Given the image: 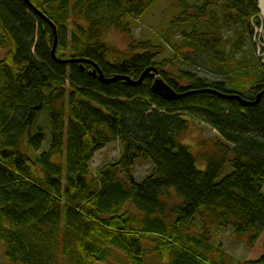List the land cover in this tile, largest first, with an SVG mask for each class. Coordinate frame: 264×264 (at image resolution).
Instances as JSON below:
<instances>
[{"label":"trees","instance_id":"16d2710c","mask_svg":"<svg viewBox=\"0 0 264 264\" xmlns=\"http://www.w3.org/2000/svg\"><path fill=\"white\" fill-rule=\"evenodd\" d=\"M29 1L0 0V48L7 50L0 59V239L7 258L14 264H149L152 257L155 264H264V254L249 261L230 255L213 234L230 228L251 247L264 236V66L254 54L232 68L224 34L241 26L235 41L241 49L253 37L258 0H168L173 12L160 34L174 58L161 61L154 51L160 46L132 42L116 51L99 30H128L129 20L159 0ZM43 15L58 30L56 57L84 62L54 59V31ZM188 54L207 55L231 75L229 82L175 72L174 59L194 61ZM94 65L108 77L134 80L156 67L184 96L164 100L150 77L136 86L103 83L91 75ZM213 91L249 101L263 95L247 105ZM45 107L53 113L48 127L39 123ZM191 120L223 139L203 155L201 169L180 143ZM114 142L121 143L120 158L92 173L94 153ZM140 159L153 169L138 182L131 171Z\"/></svg>","mask_w":264,"mask_h":264},{"label":"rangeland","instance_id":"374dc122","mask_svg":"<svg viewBox=\"0 0 264 264\" xmlns=\"http://www.w3.org/2000/svg\"><path fill=\"white\" fill-rule=\"evenodd\" d=\"M192 4L193 3H199L201 0H189ZM263 1V0H262ZM258 0V6L260 8V12L258 15H255L252 18V25L255 23L254 27V33L253 37L247 38L248 40L243 41V46L241 49L237 50L235 48L236 44L235 41L241 40L243 35V28L239 25H235L232 27H226L224 29V34L227 39V47H226V53L229 55L228 61L231 63L235 62H241L240 64H243V62L248 63V61L252 58H254L257 55L258 58H260L262 62V67L264 66V49H260V44L264 47V36H262V31L264 28V20H260V17H264V1ZM173 12V8L168 0H159L157 4L152 6L141 18L139 19H131L129 20L128 24V30L126 27L125 31H122L120 29H114L109 28L107 29L106 26L103 28L100 27L102 35L101 40L105 43H107L110 47H113L116 51L126 52L130 48V43L132 42H146L150 41L152 45L154 46H160V49H157V47H154V51L157 52V50L160 52L158 54L157 59L159 61L164 59H171L174 58V51L173 48L169 45L170 42H168L166 39L163 38L162 33L160 34V30L165 25V21L170 17V13ZM258 19V21H257ZM82 25H87L86 22H82ZM125 27V26H124ZM98 30V31H99ZM69 34L71 35L72 29L69 30ZM176 34V33H172ZM171 35V34H170ZM255 36V37H254ZM162 40H161V39ZM164 39V40H163ZM164 41V43L162 42ZM7 54L6 49L0 48V59H3ZM193 58L194 61L188 59L186 56L182 55L180 56L181 59L175 61L176 64L174 67L175 72L178 71L180 68L183 69L186 72H192L194 75L198 77H204L209 79L210 81H224L229 82L231 75H222L220 74L215 68V64L209 59L207 55H200V54H193L189 55L188 57ZM189 57V58H190ZM256 58V57H255ZM187 59L190 63H192L191 68L188 67L183 60ZM186 61V60H185ZM244 67V65H242ZM252 66L245 65V70H248V68H251ZM202 68V71H201ZM264 69V68H262ZM213 74H211L210 72ZM202 73L205 74L203 76ZM238 75V74H237ZM243 83L246 82V80H241ZM230 88V86H228ZM241 89H245L244 92H246V96H251L247 90L248 86H244L241 84ZM243 87V88H242ZM240 89V90H241ZM45 117H43L44 119ZM42 119V122H43ZM218 139H222L219 132L215 130L212 126L209 124L200 121V120H194L192 124L190 125V129L188 132L184 134V136L181 139V142L183 145L187 146L191 153L194 155V157L197 160V166L201 168H205V164L203 159V155L209 151L213 150L215 141ZM121 155V145L119 142H114L106 147L100 149L97 151L91 161L90 169L92 173H96L99 167H101L103 164L106 163H112L120 158ZM152 165L146 161L143 160H137L135 163L133 170L131 171V174L133 175L134 179L138 182H141L143 179L148 177L150 173L152 172ZM231 168H228L227 173L231 172ZM178 202L177 199L170 200V203H176ZM172 209V208H171ZM129 210L133 213H139L140 210H138L133 205L129 206ZM166 215L169 218H172V212L166 213ZM162 219H167L166 216L161 215ZM215 235L216 245H223V249L229 253L230 255L236 257L239 260H257L264 254V236H262L256 245L254 247H251L248 244L247 237H237L233 230L230 228L226 229H219L215 228V231L213 232ZM150 235V233L146 234V236ZM4 242L0 239V264H14L12 263L7 256L5 255V248H4ZM122 256L119 255L118 258H121ZM116 258V255L113 254L110 256V261L114 263V260ZM156 260L154 257L151 258V261L149 264H155L154 262ZM118 263V261H117ZM19 264V263H18ZM100 264H106V263H100Z\"/></svg>","mask_w":264,"mask_h":264},{"label":"water","instance_id":"95a60500","mask_svg":"<svg viewBox=\"0 0 264 264\" xmlns=\"http://www.w3.org/2000/svg\"><path fill=\"white\" fill-rule=\"evenodd\" d=\"M25 1L31 5L29 0H25ZM56 48H57V46L54 43L53 55L55 57H56ZM77 62H84V61L83 60H79V59H71V58L64 60V63H66V64L77 63ZM99 71H100V76H101L100 78L103 81L125 80L128 84H131V85H141L150 72H158L159 73L158 68L150 67L143 73V75L141 76L140 79L134 80V79H132V78H130L128 76H116V77H114L112 79H106L104 77V74L102 73V71L101 70H99ZM152 76H154L156 78L154 83H153V85H152V91L156 95L161 96V97H163L164 99H166L168 101L176 99V98H179L181 96L174 90V88L172 86H170L165 81L164 78H161L159 75L158 76L152 75ZM213 92L216 93L217 95L221 96V97H226V98L228 97V98L238 99L242 103L247 104V105H255V104H257L261 100V97L263 95V93H259L254 101H249V100H246V99L242 98V96H240V95L222 94V93L215 92V91H213ZM182 96H184V94Z\"/></svg>","mask_w":264,"mask_h":264},{"label":"bare ground","instance_id":"6f19581e","mask_svg":"<svg viewBox=\"0 0 264 264\" xmlns=\"http://www.w3.org/2000/svg\"><path fill=\"white\" fill-rule=\"evenodd\" d=\"M262 1V0H261ZM264 1V0H263ZM262 1V2H263ZM261 8V7H260ZM43 17L44 18H46V20H47V23H49L51 26H52V28H53V31H54V41H55V44H56V46L58 47V44H59V36H58V30H57V27L45 16V15H43ZM260 20H264V17H260ZM253 27H255V23H253ZM263 32H264V28H263ZM255 37V36H254ZM161 39V38H160ZM162 40V39H161ZM164 40V39H163ZM262 49H264V47H262ZM54 57V56H53ZM54 59L56 60V61H58V62H60V63H64V59L63 58H60V57H54ZM64 64H66V63H64ZM263 64H264V62H263ZM230 65H231V67L232 68H234L236 65H232L231 64V62H230ZM148 69V68H147ZM146 69V70H147ZM220 74H222L223 75V73H224V71L223 70H221L220 68H215ZM99 70H101L102 71V73L104 74V77L106 78V79H112V78H114V77H116V76H112V77H108V76H106L105 75V73L103 72V70L98 66V65H94L93 66V68L91 69V71H90V73H91V75L93 76V77H95V78H98L101 82H103V83H113V82H116V81H103V80H101V76H100V71ZM145 70V71H146ZM144 71V72H145ZM201 71H202V68H201ZM143 72V73H144ZM210 72V71H209ZM143 73H142V75H143ZM211 74H213L212 72H210ZM201 74L203 75V76H205V74L204 73H202L201 72ZM141 75V76H142ZM152 75H155V76H160L161 78H163V76H162V73L159 71V73L158 72H150L148 75H147V77H150V78H152V81H153V83H154V81H155V77L154 76H152ZM214 75V74H213ZM224 75H227V74H224ZM141 76H140V78H141ZM146 77V78H147ZM139 78V79H140ZM201 78H204V77H201ZM204 79H207V78H204ZM207 80H209V79H207ZM118 81V80H117ZM125 81V80H124ZM126 82V81H125ZM127 83V82H126ZM128 84V83H127ZM128 85H131V84H128ZM132 86H136V85H132ZM175 90V89H174ZM179 95H183L182 93H180V92H178L177 90H175ZM154 93V92H153ZM155 94V93H154ZM158 96V95H157ZM181 96L179 97V98H176V99H173V100H169V102H174V101H176V100H178V99H180L181 98ZM159 97H161V96H159ZM161 98H163V97H161ZM164 99V98H163ZM164 100H166V99H164ZM166 101H168V100H166ZM39 115H42V116H45V118L43 119V118H40L39 119V123L41 122V123H44V125L45 126H47L48 127V123H49V119H52V116H53V113L50 115V111H49V107H45V108H42V109H39ZM42 119H43V122H42ZM192 122L194 121V120H191ZM196 121V120H195ZM192 122H191V124H192ZM109 144H111V143H109ZM109 144H107V145H109ZM107 145H105L104 147H106ZM120 145H121V143H120ZM104 147H102V148H104ZM102 148H100V149H102ZM100 149H98L97 151H99ZM96 151V152H97ZM95 152V153H96ZM95 153H94V155H95ZM117 162V160L116 161H114V163H116ZM113 163V162H112ZM91 164V163H90ZM106 164H109V163H106ZM106 164H103V165H106ZM102 165V166H103ZM132 170H133V168H132ZM175 194V193H174ZM175 196L176 197H178L176 194H175Z\"/></svg>","mask_w":264,"mask_h":264},{"label":"built area","instance_id":"2783aa9c","mask_svg":"<svg viewBox=\"0 0 264 264\" xmlns=\"http://www.w3.org/2000/svg\"><path fill=\"white\" fill-rule=\"evenodd\" d=\"M262 36H264V32L262 31V34H261ZM262 44H260V49H262Z\"/></svg>","mask_w":264,"mask_h":264}]
</instances>
